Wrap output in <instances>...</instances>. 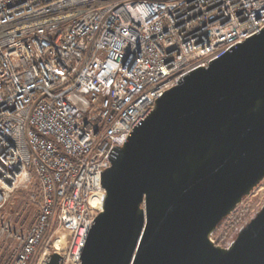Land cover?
Segmentation results:
<instances>
[{"label":"built area","instance_id":"obj_1","mask_svg":"<svg viewBox=\"0 0 264 264\" xmlns=\"http://www.w3.org/2000/svg\"><path fill=\"white\" fill-rule=\"evenodd\" d=\"M263 29L264 0H0V264H78L131 131ZM34 185L21 231L3 210Z\"/></svg>","mask_w":264,"mask_h":264},{"label":"water","instance_id":"obj_2","mask_svg":"<svg viewBox=\"0 0 264 264\" xmlns=\"http://www.w3.org/2000/svg\"><path fill=\"white\" fill-rule=\"evenodd\" d=\"M262 183L264 29L187 74L131 131L102 172L78 264H264V199L213 241Z\"/></svg>","mask_w":264,"mask_h":264},{"label":"rangeland","instance_id":"obj_3","mask_svg":"<svg viewBox=\"0 0 264 264\" xmlns=\"http://www.w3.org/2000/svg\"><path fill=\"white\" fill-rule=\"evenodd\" d=\"M34 185L30 190H22L9 197V202L4 207V214L12 225L25 231L30 223L35 219L38 207L30 202L31 190L36 188ZM264 199V183L255 189L244 201L237 207L234 213L223 223V225L214 234L216 242L225 244L235 228L249 215H251ZM15 244L6 239L0 240V259L6 258ZM41 254V253H39Z\"/></svg>","mask_w":264,"mask_h":264},{"label":"flooded vegetation","instance_id":"obj_4","mask_svg":"<svg viewBox=\"0 0 264 264\" xmlns=\"http://www.w3.org/2000/svg\"><path fill=\"white\" fill-rule=\"evenodd\" d=\"M226 243V242H225Z\"/></svg>","mask_w":264,"mask_h":264}]
</instances>
